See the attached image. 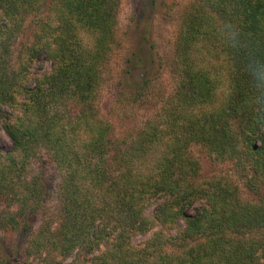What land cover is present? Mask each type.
<instances>
[{
  "label": "trees",
  "instance_id": "16d2710c",
  "mask_svg": "<svg viewBox=\"0 0 264 264\" xmlns=\"http://www.w3.org/2000/svg\"><path fill=\"white\" fill-rule=\"evenodd\" d=\"M119 5L0 0V233L27 238L0 264H264V0H188L176 86L133 136L98 106ZM193 146L231 168L203 175ZM41 156L60 175L54 213Z\"/></svg>",
  "mask_w": 264,
  "mask_h": 264
},
{
  "label": "rangeland",
  "instance_id": "374dc122",
  "mask_svg": "<svg viewBox=\"0 0 264 264\" xmlns=\"http://www.w3.org/2000/svg\"><path fill=\"white\" fill-rule=\"evenodd\" d=\"M186 3L188 0H120L116 25L119 47L104 71L98 102L102 118L112 123L119 136L135 135L175 88L177 76L171 69L174 40ZM30 30L28 27L14 43L13 56L27 40ZM50 66L45 62L43 70L48 71ZM11 144L9 136L1 130L0 150H8ZM191 151L199 159L205 176L228 172L231 168L228 162H214L198 146H193ZM31 173H41L49 191L46 205L49 213H54L59 172L41 156L32 162ZM237 186L243 198H256L241 181ZM261 196L264 197V189ZM150 235H138L134 241L141 242ZM26 240L25 236L9 238L0 233V260L21 257Z\"/></svg>",
  "mask_w": 264,
  "mask_h": 264
},
{
  "label": "clouds",
  "instance_id": "9594fccd",
  "mask_svg": "<svg viewBox=\"0 0 264 264\" xmlns=\"http://www.w3.org/2000/svg\"><path fill=\"white\" fill-rule=\"evenodd\" d=\"M262 72H264V71H262ZM258 83H259L261 86H264V78L259 77V78H258Z\"/></svg>",
  "mask_w": 264,
  "mask_h": 264
}]
</instances>
